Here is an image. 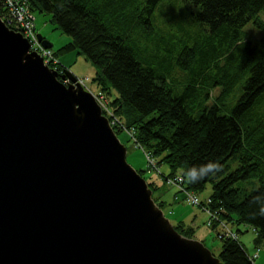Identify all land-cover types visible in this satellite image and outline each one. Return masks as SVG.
Wrapping results in <instances>:
<instances>
[{
    "label": "trees",
    "instance_id": "obj_1",
    "mask_svg": "<svg viewBox=\"0 0 264 264\" xmlns=\"http://www.w3.org/2000/svg\"><path fill=\"white\" fill-rule=\"evenodd\" d=\"M26 1L30 10L49 13L70 36L53 50L54 56L61 59L74 51L97 67L92 80L109 98L117 119L113 131L118 136L131 130V139L153 156L155 165L168 167L161 173L162 183L180 174L184 187L194 193L211 183L202 206L237 233L239 225L249 226L255 248L264 245V117L250 115L252 105L264 97V19L258 15L264 0H188L198 6L196 19L207 28L184 36L152 25L159 0ZM248 21L262 32L254 41L243 29ZM130 32L136 34L134 47L128 42ZM170 38L178 45L171 43L177 48L173 55ZM55 66L65 69L60 62ZM173 71L184 80L177 93L170 87ZM242 79V92L229 106L225 100ZM230 161L237 163L232 170ZM135 170L142 176L143 169ZM251 179L258 181L255 189L238 186ZM146 183L164 214L172 211L162 194L154 198L162 183ZM176 194L170 197L172 204ZM172 225L193 238L192 225L182 220ZM217 226V221L210 225L212 230ZM216 234L220 250L215 256L223 264H256L240 241Z\"/></svg>",
    "mask_w": 264,
    "mask_h": 264
},
{
    "label": "water",
    "instance_id": "obj_2",
    "mask_svg": "<svg viewBox=\"0 0 264 264\" xmlns=\"http://www.w3.org/2000/svg\"><path fill=\"white\" fill-rule=\"evenodd\" d=\"M65 77L0 15V264H223L176 231L92 92Z\"/></svg>",
    "mask_w": 264,
    "mask_h": 264
},
{
    "label": "rangeland",
    "instance_id": "obj_3",
    "mask_svg": "<svg viewBox=\"0 0 264 264\" xmlns=\"http://www.w3.org/2000/svg\"><path fill=\"white\" fill-rule=\"evenodd\" d=\"M7 1L8 2L10 1L14 4L11 7L13 8L14 12L17 10H21L27 12L28 15L31 16V22L35 32L41 34L44 38L48 39V41L51 42L52 50H56L57 48L61 47L70 40V36L62 32L58 28L56 21L52 18V16L49 13L30 10L26 0H7ZM198 10H199L198 6L191 3L188 0H159L152 11L151 22L153 26L155 25L156 29H161L166 31L167 28H170L171 32H177L178 36L180 34L184 36V33H190V30L195 32L199 28L202 29L207 28L206 24L200 23L196 19V14ZM6 13L8 15V19H10L12 17L13 12L10 10L8 11V9L2 5L1 15L3 17H6ZM258 15L260 16V18L264 19V10L260 11ZM10 20H12L11 22L12 25L17 26L16 22H14L13 19ZM243 29L246 33V37L250 41H254L255 39L261 37L262 35L261 30L254 27L251 21H248L243 26ZM157 32L159 33V31ZM198 32H199L198 35L200 37H203L205 35L204 31L199 30ZM135 36H136L135 33L133 32L129 33L128 42L131 45H132V39ZM169 41L170 44L167 45L172 48L169 54L171 55L176 54L177 48L175 46H172L171 44L172 42H175V45L178 46L176 44L175 38H170ZM139 44L142 45V42H139ZM163 52L166 54L165 49L163 50ZM60 56H62L61 59L57 58L56 56L55 57L57 58V60L64 61L66 64H68L67 69L76 78L79 79L81 85L85 89L93 92V94L96 97L102 94V92L99 91L100 89L99 86L92 80L93 77L95 76V71L98 69L93 64H91L84 57L83 54L81 53L74 54L73 51H70ZM51 66L48 65L49 68H52ZM172 73L176 76V79L172 82V85H170V87H172L173 91L177 93L181 90L184 80L182 79V74L178 72L174 73V71ZM242 81L243 79L241 80V82L239 81L234 86V88L230 91L231 93L226 98L225 102L228 103L229 106L234 105L237 98L241 94L242 90L240 85ZM214 93L216 94V91H214ZM103 96L105 95L103 94L100 97L101 100H103ZM104 100L106 101L105 103L106 113L107 115H110V113L107 112L108 110L111 111V108L108 104L109 98L105 96ZM102 108H104L103 104H102ZM103 110L105 112V109ZM250 115L252 117H258V116L264 117V97L259 99L252 105L250 109ZM131 135H132V131L129 129L128 131L125 130L122 131L118 135L119 140L124 144L126 148L127 162L135 169H143L142 177L147 181H154L157 184L162 183L160 177L161 173L168 172L169 171L168 167L164 164L157 167L155 165V160L153 159V156L149 154L145 149H143L139 144L134 142V140L131 139ZM236 166L237 163L235 161H230V170L234 169ZM180 176H181L180 174L174 175V177L177 178ZM170 178L171 177H166L165 184L162 183L161 187H159L156 190V192L154 193V198H156L158 194L159 195L162 194L163 198L169 200L170 207L172 206L171 209L173 210L170 212L169 211L166 212L165 216L169 219L171 224L176 223L178 220H182L186 224L192 225L194 227L193 238L202 242L203 245L206 246L211 251L212 254L217 255L220 250V239L216 234V231H218V226L216 230H212L210 227L213 221H217L218 225L221 224L222 231L232 234L233 237H235V240L240 241L244 245L245 250L249 254L255 252V246L253 244V238L255 234L252 228H250L247 225L241 224L238 227L242 231L237 233L236 231L233 230L232 226L229 223L220 220L216 213L214 214V218H216V220L213 221L210 220L209 214L203 209L202 203L205 199L206 201L209 200L207 196L211 192V183L207 182L205 184V187L201 191L195 192L194 195L193 191L187 190L184 187V184L182 183L183 181L178 185L177 184L174 185L171 182H169ZM238 186L245 188L247 191H250L258 186V181L256 179H251L244 182H239ZM183 187L191 195V198H194V196L196 197L197 201L194 200L195 204L189 203L182 196L181 192H179L178 188L181 189ZM173 193L176 194L177 198L173 196V200L176 202L172 204L170 201V197L173 195ZM207 221H210L208 225H207ZM258 247L259 248L257 252V257L254 258V263L264 264V245L260 244Z\"/></svg>",
    "mask_w": 264,
    "mask_h": 264
},
{
    "label": "built area",
    "instance_id": "obj_4",
    "mask_svg": "<svg viewBox=\"0 0 264 264\" xmlns=\"http://www.w3.org/2000/svg\"><path fill=\"white\" fill-rule=\"evenodd\" d=\"M0 4H1V6L2 5L5 6L8 9V11L10 10V11L13 12L12 17L10 19H13V21L16 22L17 26L12 25V23H11L12 20L8 19L7 13H6V17H3L2 15H1V17H2V19L5 20V22L7 24H9L10 26L13 27V30H16V31L20 32L21 35L27 40V42H28V51L34 52L37 55H39L42 58V60H43V62L45 64H47V65L51 64L52 65L51 66L52 69L57 71L55 65H56L57 62H60V60H57V58L53 55L52 51L50 49L44 48L41 45L40 41L37 39L36 32H35V30L33 28L32 22H31V16L28 15L27 12H24V11H21V10H17V11L14 12L13 8H11L14 4L12 2H10V1L8 2L7 0H1ZM15 20H17V21H15ZM62 72H63L62 70H58L57 71L58 75H60ZM76 81L80 83L78 78H76ZM63 82L67 83V82H69V80L65 79V80H63ZM102 95H103V93L100 94V96L98 95V97H96L94 95V97L97 100V102L99 103V105L101 107V111H104L103 109H105V112H104L105 114L104 115L107 117L110 125L111 124H115L117 119L112 116V112L110 110L107 111V112L110 113V115H107L106 107H105L106 101L104 100L105 96H103V100L100 99V97ZM101 103L103 104L104 108H102V104ZM109 117H110V120H109ZM169 182H171L174 185L175 184L178 185V184H180L182 182V177L180 176V177L177 178V177L173 176V177H171L169 179ZM178 190H179V192H181L182 196L189 203H194L195 204V201H197L196 197L194 196L195 193L193 195L194 198H191V195L188 193V191L184 187L181 188V189L178 188ZM175 198H177V196H175ZM203 209L209 214L210 220H212V221L216 220V218H214L215 212H210L208 209H206L204 207H203ZM209 223H210V221H207V225ZM218 232H219L220 236L231 237V238L235 239V237H233L232 234H230L228 232H225V231H222L221 224L219 225ZM257 252H258V248H255V252H253L252 254H249V258H251V259L256 258L257 257Z\"/></svg>",
    "mask_w": 264,
    "mask_h": 264
},
{
    "label": "clouds",
    "instance_id": "obj_5",
    "mask_svg": "<svg viewBox=\"0 0 264 264\" xmlns=\"http://www.w3.org/2000/svg\"><path fill=\"white\" fill-rule=\"evenodd\" d=\"M2 18V17H1ZM3 21H4V19H2ZM5 22V21H4ZM6 23V22H5ZM15 31V30H14ZM36 36H37V33H36ZM38 39V38H37ZM39 40V39H38ZM40 41V40H39ZM41 43V42H40ZM42 45V44H41ZM51 47H52V45H51ZM47 48V49H50L51 51H52V53H53V50H52V48ZM45 48V47H44ZM54 55V54H53ZM62 61H60V63H61ZM61 65H63V63H61ZM64 66V65H63ZM64 68L65 69H63L62 71L64 72L67 68L64 66ZM68 70V69H67ZM63 72L60 74V75H58V79H60V81L62 82V83H64L63 82V80H61V75L63 74ZM65 79H68L67 77H65ZM75 79H76V77H75ZM69 80V79H68ZM69 82H70V80H69ZM69 82H67V83H64V84H68ZM77 82V81H76ZM81 84V83H80ZM87 90V89H86ZM91 92V91H90ZM92 94H93V92H92ZM94 95V94H93ZM107 118V117H106ZM176 195H174V197H175ZM261 215H264V211H261V213H260ZM218 230H219V225H218Z\"/></svg>",
    "mask_w": 264,
    "mask_h": 264
},
{
    "label": "crops",
    "instance_id": "obj_6",
    "mask_svg": "<svg viewBox=\"0 0 264 264\" xmlns=\"http://www.w3.org/2000/svg\"><path fill=\"white\" fill-rule=\"evenodd\" d=\"M73 53L74 54H76L74 51H73ZM76 56V55H75ZM61 58H62V56H61ZM62 63H63V65L67 68V66H68V64H66L64 61H62ZM66 64V65H65ZM174 194V193H173ZM162 197H163V195H162Z\"/></svg>",
    "mask_w": 264,
    "mask_h": 264
},
{
    "label": "flooded vegetation",
    "instance_id": "obj_7",
    "mask_svg": "<svg viewBox=\"0 0 264 264\" xmlns=\"http://www.w3.org/2000/svg\"><path fill=\"white\" fill-rule=\"evenodd\" d=\"M61 80H65V78H61Z\"/></svg>",
    "mask_w": 264,
    "mask_h": 264
}]
</instances>
